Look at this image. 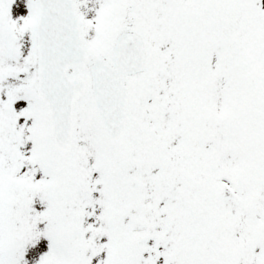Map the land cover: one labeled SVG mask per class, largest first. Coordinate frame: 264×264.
<instances>
[{"label":"snow or ice","instance_id":"obj_1","mask_svg":"<svg viewBox=\"0 0 264 264\" xmlns=\"http://www.w3.org/2000/svg\"><path fill=\"white\" fill-rule=\"evenodd\" d=\"M0 264H264V0H0Z\"/></svg>","mask_w":264,"mask_h":264}]
</instances>
